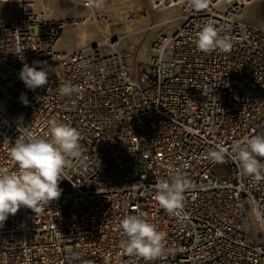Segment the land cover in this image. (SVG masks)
Returning <instances> with one entry per match:
<instances>
[{"label": "built area", "instance_id": "built-area-1", "mask_svg": "<svg viewBox=\"0 0 264 264\" xmlns=\"http://www.w3.org/2000/svg\"><path fill=\"white\" fill-rule=\"evenodd\" d=\"M252 1L84 0L77 15L56 18L40 0H0V167L16 170L12 144L44 137L54 118L75 127L82 146L58 199L35 212L21 207L0 226V264H264V178L231 156L234 142L264 134V23L244 20ZM165 12L176 23L136 62L103 32ZM209 22L230 51L197 49ZM88 26L98 44L62 45L68 31ZM34 61L51 70L32 91L19 73ZM65 83L78 91L61 95ZM217 147L229 150L222 162L208 158ZM176 171L192 185L182 220L155 199L157 183ZM140 213L164 234L161 258L120 247L121 220Z\"/></svg>", "mask_w": 264, "mask_h": 264}, {"label": "clouds", "instance_id": "clouds-1", "mask_svg": "<svg viewBox=\"0 0 264 264\" xmlns=\"http://www.w3.org/2000/svg\"><path fill=\"white\" fill-rule=\"evenodd\" d=\"M193 4L206 5L207 0H193ZM196 47L203 53L216 50L228 52L232 43L221 35V30L215 24L209 22L198 32ZM37 65L40 66L39 70ZM50 70L46 61H34L33 66L25 63L19 77L26 88L35 91L48 84ZM77 91L70 83L59 85L61 95L71 96ZM19 99L25 106L29 104L26 94L22 93ZM48 127L49 132L44 137L28 136L26 139H16L12 144L9 156L15 161L16 170L0 167V226L21 207L35 212L38 206L48 205L62 194L59 184L64 179V170L70 158L80 156L81 135L75 127L55 118L49 121ZM228 151L224 147L211 149L208 158L222 162ZM231 156L246 175L257 181L264 178V134L234 142ZM191 186V182L176 171L170 180L157 183L155 199L165 212L182 220L184 194ZM256 215L260 216L261 213L257 211ZM120 229L125 237L120 247L128 256L152 261L165 255L164 234L143 213L123 218Z\"/></svg>", "mask_w": 264, "mask_h": 264}, {"label": "rangeland", "instance_id": "rangeland-1", "mask_svg": "<svg viewBox=\"0 0 264 264\" xmlns=\"http://www.w3.org/2000/svg\"><path fill=\"white\" fill-rule=\"evenodd\" d=\"M82 1L83 0H46V3L48 5V8L53 12L52 15L56 17L60 15L64 16L67 14L68 15L75 14L78 11L80 3ZM114 1H121V0H114ZM131 1L135 3L145 2V0H131ZM49 3L52 5H50ZM57 4L63 5L64 6L63 9L67 12L63 11V13H60L59 10L57 9V6H58ZM256 5H264V0H257L250 7H248L244 15V20L246 22H250L254 19H257L258 23H264V13L258 14L257 10L255 9ZM172 16H174L172 12L154 14L150 17L149 20H140L139 22L131 26L132 30L134 29L133 31L135 34L126 38L127 40L125 41L123 40L121 45L124 48H130L133 50L134 55H135L134 62L143 59V57H141V54H140L142 48L144 46L148 48L151 40L154 39L156 36H158L161 33L162 29L164 28L165 25L161 23L165 21V19L170 18ZM158 24H161V25H158ZM169 24H167L165 27H168L169 30H171V28L174 25L171 26L172 23H169ZM148 26L150 27L147 28ZM118 27L120 26H117L113 29V34L115 37H118V34H120L115 31ZM83 28L92 34L91 38L87 41V44H91L93 41L95 42L100 37V33L95 27L88 26V27H83ZM110 29L111 28L106 29L110 31L108 33H111ZM106 30L103 32H106ZM70 34H71L70 37H72L75 42L76 41V31L71 29ZM135 64L136 63H134L133 65Z\"/></svg>", "mask_w": 264, "mask_h": 264}, {"label": "bare ground", "instance_id": "bare-ground-1", "mask_svg": "<svg viewBox=\"0 0 264 264\" xmlns=\"http://www.w3.org/2000/svg\"><path fill=\"white\" fill-rule=\"evenodd\" d=\"M40 1H42V3L44 5L45 4L47 5L46 0H40ZM255 1H257V0H253L252 1V4ZM57 5H58L57 6V9L59 10V12L60 13H63V11H65L63 9L64 6L63 5H59V4H57ZM255 9L257 10V13L258 14L264 13V5H256L255 6ZM65 12H67V11H65ZM250 22H252V23H258L257 19H254V20H252ZM169 23H172L171 26L174 25L176 23V19L172 16L170 18L165 19V21H163L161 24H164L166 26ZM161 24H158V25H161ZM165 26L162 29L161 34H166L169 31V28L168 27H165ZM76 28H73V30L76 31V41L75 42H74V39L72 37H70L71 36L70 31H68L64 35V37L62 38V42H61L62 45L63 46H68L67 48L69 50L76 49V48H86V47H89V46H95L96 44L99 43V40L101 38V35H100V37L95 42L93 41L91 44H87V41L91 38L92 34L90 32H88V31H86L83 27H76ZM113 29L112 28L110 29L111 30V33H108L110 31L109 30H106V32H104L105 35H112L113 34ZM133 30H132V28H131L130 25H123V26L118 27L115 31L117 33H120V34H118V37H114V40H117V44L118 45L121 44L123 40L125 41V40H127L126 38H128L131 35L135 34ZM116 32H114V33H116ZM140 54H141V57L145 58L146 55H147V47L144 46L142 48Z\"/></svg>", "mask_w": 264, "mask_h": 264}, {"label": "crops", "instance_id": "crops-1", "mask_svg": "<svg viewBox=\"0 0 264 264\" xmlns=\"http://www.w3.org/2000/svg\"><path fill=\"white\" fill-rule=\"evenodd\" d=\"M83 1H84V0H83ZM145 1H146V0H145ZM49 4H50V3H49ZM50 5H52V4H50ZM50 5H49V6H50ZM49 10H50V9H49ZM79 11H80V6H79L78 11H77L75 14H71V15H68V14H67V15H64V16H61V15H60V16H56V18H57V17H65V16H75V15H77V14L79 13ZM50 12H51V15H52L53 12H52L51 10H50ZM52 16H53V15H52ZM53 17H55V16H53Z\"/></svg>", "mask_w": 264, "mask_h": 264}]
</instances>
